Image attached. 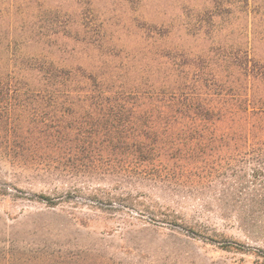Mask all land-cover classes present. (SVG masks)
Here are the masks:
<instances>
[{
	"label": "rangeland",
	"instance_id": "374dc122",
	"mask_svg": "<svg viewBox=\"0 0 264 264\" xmlns=\"http://www.w3.org/2000/svg\"><path fill=\"white\" fill-rule=\"evenodd\" d=\"M228 1L224 6L234 11L238 0ZM216 6V0H0V79L37 73L35 61L53 62L55 70L93 74L112 89L151 91L167 79L165 47H201L206 37L185 35L183 25L193 30L196 14ZM161 27L174 37L155 34ZM14 97L0 93V111L8 113L0 118V264H264V221L249 216L234 176L198 179L179 204L159 188L130 183L127 170L46 183L31 168L29 148L18 161V135L34 136L33 104L22 111ZM55 193L64 194L55 206L38 198Z\"/></svg>",
	"mask_w": 264,
	"mask_h": 264
},
{
	"label": "trees",
	"instance_id": "16d2710c",
	"mask_svg": "<svg viewBox=\"0 0 264 264\" xmlns=\"http://www.w3.org/2000/svg\"><path fill=\"white\" fill-rule=\"evenodd\" d=\"M216 1L215 9L196 14L193 30L183 25L185 35L206 41L165 47L167 79L151 91L112 89L93 74L55 70L53 62L35 61L33 75L1 78L0 93L13 92L20 110L33 104L34 136L18 135V161L29 148L31 168L46 183L127 170L130 183L159 188L178 204L198 179L229 174L247 196L249 216L264 221V0H238L234 11L224 6L228 0ZM155 31L174 37L164 27ZM38 198L55 206L64 194Z\"/></svg>",
	"mask_w": 264,
	"mask_h": 264
}]
</instances>
